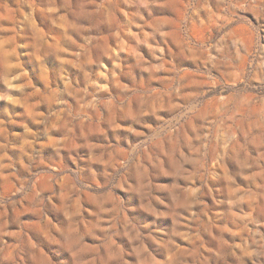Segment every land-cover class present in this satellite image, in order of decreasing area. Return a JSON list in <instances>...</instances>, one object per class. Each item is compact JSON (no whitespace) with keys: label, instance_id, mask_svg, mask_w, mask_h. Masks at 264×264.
I'll list each match as a JSON object with an SVG mask.
<instances>
[{"label":"clouds","instance_id":"obj_1","mask_svg":"<svg viewBox=\"0 0 264 264\" xmlns=\"http://www.w3.org/2000/svg\"><path fill=\"white\" fill-rule=\"evenodd\" d=\"M0 264H264V0H0Z\"/></svg>","mask_w":264,"mask_h":264}]
</instances>
